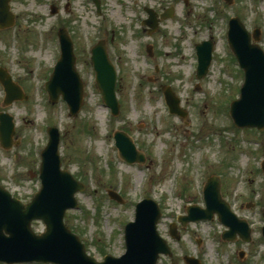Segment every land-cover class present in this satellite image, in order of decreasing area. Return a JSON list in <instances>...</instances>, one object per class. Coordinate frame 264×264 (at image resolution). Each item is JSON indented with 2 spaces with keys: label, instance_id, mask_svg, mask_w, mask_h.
I'll return each mask as SVG.
<instances>
[{
  "label": "rangeland",
  "instance_id": "rangeland-1",
  "mask_svg": "<svg viewBox=\"0 0 264 264\" xmlns=\"http://www.w3.org/2000/svg\"><path fill=\"white\" fill-rule=\"evenodd\" d=\"M145 7H172L174 17L148 36L141 28ZM10 11L16 20L0 30V68L27 99L5 108L0 86V113L12 116L16 125V141L8 150L0 146V186L24 205L31 202L41 187L46 129L54 127L61 168L85 187L75 194L78 208L67 211L64 222L97 261L124 255V227L134 222L136 205L150 199L162 213L157 232L172 251L157 264H185V256L201 264H264V131L238 129L228 116L243 73L226 45L227 23L238 18L249 32L261 31L264 51V0H231L230 5L223 0H101L100 14L91 0H11ZM59 28L71 36L83 83V104L75 117L63 101L50 104L43 89L60 55ZM209 39L215 44L213 62L208 75L197 80L194 47ZM101 40L117 72L115 117L103 105L90 64V50ZM163 85L179 98L184 119L169 115ZM116 133L131 138L143 163L127 165L120 159ZM210 177H218L222 198L248 223L249 243L221 241L226 229L216 219L185 227L177 222L187 207H204L202 188ZM109 192L122 202L110 200ZM171 224L177 226V240L169 236ZM31 227L35 234L44 232L41 222Z\"/></svg>",
  "mask_w": 264,
  "mask_h": 264
},
{
  "label": "water",
  "instance_id": "water-1",
  "mask_svg": "<svg viewBox=\"0 0 264 264\" xmlns=\"http://www.w3.org/2000/svg\"><path fill=\"white\" fill-rule=\"evenodd\" d=\"M231 4V0H225ZM11 0H0V29L14 25L15 17L10 12ZM98 12L100 0H93ZM150 18L146 25L157 27L156 15L147 10ZM172 11L162 15L170 18ZM61 57L45 89L52 103L59 97L67 103L70 115L75 117L83 102V84L75 69L73 44L65 30L59 31ZM228 45L237 58L244 72V83L238 100L230 105V117L237 128H256L264 130V52L256 44L259 31L253 35L246 30L238 18L229 22ZM253 38L254 44L251 39ZM198 66L196 78L201 80L208 72L211 63L213 45L203 42L197 46ZM91 65L95 72V83L103 101L110 108L112 115H118L119 105L116 100V72L110 63L104 42H99L91 49ZM0 84L5 92V105L23 98L20 89L11 82L5 71L0 69ZM166 102L170 112L185 117L179 109V101L170 89L164 88ZM14 135L12 119L0 115V143L4 148L11 145ZM50 138L41 153L39 177L41 190L35 194L31 203L23 205L20 201L0 187V262L22 264L39 262L44 264H157L160 255L170 256L166 242L156 231L161 216L153 201L144 200L136 207L135 221L125 227L126 252L120 258L107 256L97 262L86 254L79 239L65 227V211L76 208L74 194L84 190L72 177L61 170L58 155L59 134L55 129L49 132ZM116 148L125 162L142 163L144 157L135 150L131 139L124 133L114 136ZM206 209L191 207L187 216L178 221L182 226L190 222L211 220L217 215L218 221L229 231L223 234L224 241H234L238 235L241 240L250 241V230L244 221H240L230 211L229 206L220 196V185L216 178L210 179L203 190ZM112 197L113 194H112ZM116 198V197H115ZM40 220L45 226V233L35 235L31 231V222ZM171 237L178 239L175 227L170 229ZM264 238V228L262 229ZM186 264H200L193 258H185Z\"/></svg>",
  "mask_w": 264,
  "mask_h": 264
},
{
  "label": "flooded vegetation",
  "instance_id": "flooded-vegetation-1",
  "mask_svg": "<svg viewBox=\"0 0 264 264\" xmlns=\"http://www.w3.org/2000/svg\"><path fill=\"white\" fill-rule=\"evenodd\" d=\"M169 8H171V7H169ZM166 9H168V8H166ZM166 9H164V11L166 10ZM159 15H161V13L163 12V11H156ZM160 26H161V24H160ZM159 26V27H160Z\"/></svg>",
  "mask_w": 264,
  "mask_h": 264
}]
</instances>
